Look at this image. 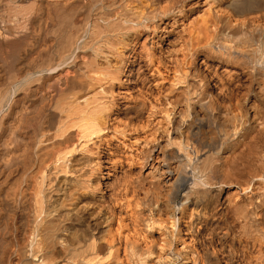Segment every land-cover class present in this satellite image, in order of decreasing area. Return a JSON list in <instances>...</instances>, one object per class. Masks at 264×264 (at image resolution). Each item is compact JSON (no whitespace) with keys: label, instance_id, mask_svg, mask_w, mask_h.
Segmentation results:
<instances>
[{"label":"bare ground","instance_id":"1","mask_svg":"<svg viewBox=\"0 0 264 264\" xmlns=\"http://www.w3.org/2000/svg\"><path fill=\"white\" fill-rule=\"evenodd\" d=\"M239 1L0 0V264L152 262L158 246L146 230L155 217L141 197L153 185L139 186L135 173L152 143L137 134L159 113L151 101L164 82L160 65L179 52L188 71H174L172 91L190 87L191 77L189 100L227 99L233 122L208 146L173 139L169 128L170 153L187 160L193 178L163 195L172 237L184 229L193 264L210 255L214 264H264V110L249 121V91L236 94L264 77V0H249L255 6L242 12ZM194 25L186 49L170 46ZM213 57L236 69L209 73ZM170 100L160 111L169 126ZM225 188L237 189L224 207L239 234L219 214Z\"/></svg>","mask_w":264,"mask_h":264},{"label":"rangeland","instance_id":"2","mask_svg":"<svg viewBox=\"0 0 264 264\" xmlns=\"http://www.w3.org/2000/svg\"><path fill=\"white\" fill-rule=\"evenodd\" d=\"M241 1H239L240 4L238 3L237 8H236L238 12H240V11L242 12L243 7H244L243 11H247L248 7H249V10H250V8L255 6V2H252V1L249 2V0H241ZM246 5H247V7H246ZM192 18L197 19L196 16H194ZM197 27L198 26H196V25H194L193 27H189V32L187 30L186 31L187 33L185 32L183 34L182 38H184V39H181L178 42H174L173 41L172 43H170V46L172 48H174V46H175V49H177L178 46L180 48L179 44H181V45L183 44L182 47H184V48H182V49H186V46H187L190 38L191 37H193V38L196 37L195 35H193V34H195L193 32L196 31L194 29H197ZM193 41L195 42V40H193ZM166 47H168V46L165 45L163 47V49L165 48V51H168V49H170V48H166ZM184 53L179 52V53L173 54V57L175 58L176 62L173 59L172 60L173 62L170 61L171 64H169V62H168V64H167V62H165V63L163 62L160 65L161 67H159L160 68L159 70L162 73V75L164 73V75L162 76L164 78V82L158 86V88H159V89L157 88L158 91H156V89H155V93L157 94V97L156 98L152 97L153 100L151 101L152 105L156 106V104H157L156 107H157V109H159L157 112H159V113H156L155 116L150 119L151 121H148L149 123L148 122L145 123L143 121L144 120L143 119L142 120V125H141L140 122L138 123L137 120L134 119V117L132 118V116L131 117L129 116L130 119H129V117L125 118V120L128 119V120H126L128 122L129 121L131 122V120H132V122H134L135 125H137V127H138V125L143 126V123H144V125L148 124V126H146V127L143 126L141 128V126H140L139 128L141 130H143V129L144 130L143 131L140 130V132H138L137 135L138 136L140 135L142 137L146 136L147 140H149L150 144L152 143V145H150V153L148 155L149 157H147L149 159L147 166L144 167L141 170L136 168V170H138L140 172L135 170V173L137 174V176H138V174H141V176H140L141 178H139V181H138L139 186H141V187L144 186L145 187V183L147 184L149 181H151L152 185H153V186H151V189H149L148 187H145V190L146 189L148 190V191L146 190V192H148V193L145 192L146 195L144 194V192L143 193L141 192L142 195L146 196V197H144V196L141 195L142 196L141 198L145 199V200L143 199L145 208L148 209L149 211L151 210V212H152L151 215L153 217H155V218H153V220H155L154 222H149V225H151V227H154V228H150L151 230L148 229L149 227L147 228V230L145 229L148 232V233H146L148 241L151 239L150 242H149L150 245L154 244L156 247L158 246L157 250H155V249H154L155 251L153 250L155 253L154 252L152 253L153 255H151V257H150V261H152V262L149 263V264H157L158 262L159 263L163 262L164 264L165 263L167 264V262H169L168 264H173V263L177 264L178 261H179L178 264H181V263L182 264H191L192 263V261L190 263V260L192 259V257H190L191 255L188 252L189 251L188 248H187L188 239L186 238L187 236L184 233L185 232L184 229L182 228L183 231L181 232L183 235L180 234L183 238L182 237H181V239L178 238L175 241L174 237H172L171 228H170V226H168L169 224H168L167 217L165 216L166 215V208L164 206L165 203H164V196L163 195H165V193L169 189L172 191V189H173V185L172 184H174V182L178 183L180 185V190H182L183 189L182 186L183 185L190 186L191 182H192L191 179H193L192 178V172H191L192 170L188 166V164L186 163L187 160L184 157H182V156L180 158L174 157L170 153L172 147L169 145L168 136H167L168 133H169V130L172 129V130H170L169 134H170L171 137L173 136L172 137L173 139H177V140H181L182 138H185V139H188V140L191 139L190 141L195 142L196 144L200 143V144H202L204 146L213 145L214 143H216L218 141H221V138L223 137V135L227 131H229L230 129L232 130V127H231L232 122H233V120H231L232 115H233L231 113L232 111H230V110L225 111V110H227V109H225V107H226V105L229 102V101H227V99H225L227 101V103L225 102L224 98H220L218 103L217 104L215 103L213 105H208V103L206 101H199V102H197L195 100H194L195 102L194 101H190L189 99L191 98V96H190L191 92H189V91L192 89L191 86L193 88L195 86L193 84L194 81L192 80L191 77L188 79V83H189L190 87H188V85H187V87L185 89L183 88V91H181L182 89L179 90V91H172L171 82L174 80V76H175L174 71H176L177 69L179 70V68L181 69L180 66H181V63L183 61V54ZM180 55H182V56H180ZM219 60L220 59L217 58V57L211 58L210 62L208 63V65L210 67L209 70H208V71H210L209 73H213V71L215 69V68H213L214 66H217L218 68H221V69H224V68H229L230 70L231 69L232 70L236 69V68H234L235 67L234 65H236V64H234V63H226V62H222L221 60L220 61ZM238 60H239V63H241V64L242 63L243 64L246 63V60L243 59V58H241V60L239 58ZM174 63L176 65H174ZM245 66H247V65H245ZM182 67H183V69H181V71L183 73L188 71V69L186 68L187 67L186 65L184 67V64H183ZM242 69L246 70L244 67ZM244 70H242V71L243 72H247V71H244ZM200 71H201V73L204 72V70L202 68H200ZM189 74H193V71L189 70ZM205 74H206V72H205ZM154 79H156V77ZM136 90H137L136 87H132L131 88V91L129 93H131V96L133 95L132 97H134L135 95H138V93H139L138 90H137L138 93L135 94ZM159 90H160L161 93L158 94ZM245 91H249V93L246 95L248 97V105L247 104L243 105L242 109H244L243 110L244 112H242V113L244 114L245 110H246V112H247L246 114L247 115L249 114V116L247 118L250 121V119H251L250 116L251 115L253 116V113H251V112H254V111L258 110V111H256V113L257 112L260 113L262 109L264 110V77L262 76V72L257 74L256 76H253L251 78L250 82L244 83L243 86L241 88H239L238 91H236V94L239 93L241 95ZM174 92L177 94V96H176V94H174ZM156 94L154 96H156ZM236 94L233 95L234 98L232 97L233 98L232 103H234L233 101H234V99L236 97ZM173 95H175L176 97L173 96ZM215 95H216V93H215ZM164 97H166L167 101H166V99ZM168 97L171 98V100L168 99ZM173 97H175L174 99L176 101L173 100ZM156 99H158L157 101L159 103L156 101ZM169 100L173 104L175 102L174 109L173 108L172 109L175 111L174 114H176V115H174V117L172 115V118H174V119H172L173 121L171 120L172 123H171L170 126L167 123V121L164 119V117L162 116L163 115L162 112H160L163 109H171V106H169L168 103H166V102H169ZM153 102L154 103L156 102V103L153 104ZM160 102H162V103L159 106L158 104H160ZM163 102H164V105H163ZM224 102H225V104H224ZM120 103H121V105H126V101L122 100V101H120ZM165 103L168 105V107H167V105ZM219 103H221V106H220ZM161 106H162V108H161ZM251 109H253V110H251ZM160 113H161V115H158ZM188 113H190V116L192 115L191 118L192 117L194 118V120H193L194 122L191 121V118H190L189 121L187 120ZM247 115H245V116H247ZM229 116L231 117L230 119H228ZM181 118L183 120H181ZM155 120H156V122H155ZM153 122H154V124L151 125V123H153ZM248 123L249 122H247V124ZM170 127H172V128H170ZM159 129H160V131H159ZM166 129H167V131H166ZM171 131H173V132H171ZM186 137H188V138H186ZM153 143H154V145H153ZM233 190H234V193H231V192H233ZM236 190L237 189H234V188H225L224 189L225 193L223 191L222 196H221V203L223 202L221 205H222V209L224 210V212L221 209L219 214L221 213L222 218L225 219L226 221H228V223L231 221L230 225L234 226L233 228H234L235 232L239 234L241 232V228H240L241 224L236 220V216H234L233 214H227L225 212V207H226L225 199H227L228 196L232 197L235 194ZM229 192L231 194H229ZM238 192H240V191L238 190ZM157 193H159L161 196L159 194L157 195ZM225 194L228 195V196H226ZM239 194L241 195V193H239ZM210 200H211L210 196L205 197L204 199L201 200V202L203 201L202 205L204 207L208 206ZM204 201H205V203H204ZM156 213L158 214V216L160 215L158 219L161 220V222H159V223H158V221L156 219L158 217ZM223 213H224V215H223ZM161 214H163L164 216L163 215L161 216ZM226 214L229 215V216H227ZM231 215H233V216H231ZM234 218H235V221H234ZM162 220L165 221V222H163ZM232 221H233V223H232ZM161 224H163V225H161ZM159 225H161L162 227L160 226V228H159ZM238 225H240V226L238 227ZM169 231H170V233H169ZM178 243H179L180 246L178 245ZM182 248H184V249H182ZM158 250L162 251V252H159ZM156 252L158 254L159 253L160 254L158 255ZM172 252H173V254H172ZM175 252H177V253H175ZM178 253L179 254L181 253L182 255L180 254V256H178ZM211 256H212V260H210ZM214 257H213V255H210L209 256L210 259L208 257L204 258L202 264H214ZM171 259H173V260H171ZM187 259L189 261H187ZM167 260H169V261H167ZM174 260L175 261L177 260V261L175 262ZM180 260H181V262H180Z\"/></svg>","mask_w":264,"mask_h":264}]
</instances>
